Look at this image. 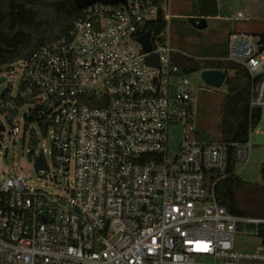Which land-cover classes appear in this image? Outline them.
<instances>
[{
	"label": "built area",
	"instance_id": "obj_1",
	"mask_svg": "<svg viewBox=\"0 0 264 264\" xmlns=\"http://www.w3.org/2000/svg\"><path fill=\"white\" fill-rule=\"evenodd\" d=\"M231 2L228 18L251 17ZM156 15L152 0L89 4L67 37L19 62L29 98L13 114L17 81L1 100L0 146L6 125L11 136L49 134L51 169L44 148L34 162L57 192L0 177V264H264V217L228 212L207 176H224L229 157L247 163L253 126L240 144L200 138L189 73L173 59L180 51L150 32L149 51L137 41ZM252 36L229 34L220 61L248 71L249 106L261 109L264 40ZM21 108L44 130L35 121L24 130ZM237 235L261 241L239 250Z\"/></svg>",
	"mask_w": 264,
	"mask_h": 264
},
{
	"label": "rangeland",
	"instance_id": "obj_2",
	"mask_svg": "<svg viewBox=\"0 0 264 264\" xmlns=\"http://www.w3.org/2000/svg\"><path fill=\"white\" fill-rule=\"evenodd\" d=\"M167 14L176 12L172 19L166 18V27L160 34L164 42L176 47L181 52L173 55V59L184 65H197L200 69L189 73L192 85V123L195 129L211 140H220L226 137L233 129L238 117V107L234 102L229 101L226 83L219 87H212L205 84L200 78V71L211 62L207 58L209 49L213 44H220L224 41L222 32H202L198 29H191L187 25L188 12L192 13V2L190 0H167L163 3ZM236 4V9H237ZM242 9V8H238ZM180 14V15H178ZM182 14V15H181ZM256 17V16H255ZM250 17L246 22L247 26L257 25L259 30L264 31V16ZM228 22V21H227ZM227 24L234 25L232 21ZM177 31H174L175 26ZM191 32H185V30ZM196 30V31H195ZM255 41L259 36H252ZM231 71H228L230 73ZM21 74V69L17 64L9 68H0V77H5L0 82V90L12 83L10 92L15 91V86ZM24 108H21L23 111ZM264 129V108L260 109V118L252 128H250V138L253 142L249 150L247 163L235 165L236 175L240 179L237 186V199L240 207L248 213L263 215L264 217V144L262 137L258 133ZM8 126H5L4 139L0 146V177L8 174H18L23 178L25 184L30 188L42 189L47 193L57 192L54 181L39 176L41 172L34 169L35 156L44 148V161L48 170L52 163L49 154L50 135L42 134L35 130L38 143L32 146L28 133L19 132L15 136L8 134ZM262 217V216H260ZM261 239L251 235H237L234 241L236 249L245 250L252 248Z\"/></svg>",
	"mask_w": 264,
	"mask_h": 264
},
{
	"label": "trees",
	"instance_id": "obj_3",
	"mask_svg": "<svg viewBox=\"0 0 264 264\" xmlns=\"http://www.w3.org/2000/svg\"><path fill=\"white\" fill-rule=\"evenodd\" d=\"M191 1V0H190ZM156 6V18L149 21L144 31L150 32L152 38L160 36L166 27L163 2L165 0H152ZM192 12H196L194 1H191ZM229 11L231 0H216ZM240 5L246 8L251 17L264 16V0H240ZM188 15V14H186ZM84 17V8H77L73 0H0V68H9L13 64L19 65V62L27 60L30 55L41 46L51 43L69 35L74 22ZM255 17V18H256ZM248 19H235V27L232 32H245L253 36L257 34L259 41L264 40V31L259 30L257 25L247 26ZM237 25L242 28H237ZM240 30V31H239ZM228 37V36H227ZM227 43V42H226ZM210 51L207 53L209 54ZM208 66L204 68H218L226 73L225 83L228 91V99L234 102L238 107V117L233 129L229 134L218 141H235L243 143L246 139L249 126H253L260 118V109L249 106L250 84L252 78L248 71L241 65L227 61L211 60ZM187 73L195 72L199 66L184 65ZM228 71H231L228 73ZM6 91L0 96V102L12 98L9 95L10 84ZM23 91V80L18 79L17 95L14 98L15 108L13 114L18 112V107L28 101L29 95L21 96ZM1 110V108H0ZM24 114V130L35 121L42 129L44 120L38 116L34 110L30 113L22 111ZM44 130V129H43ZM32 133V132H31ZM197 134L203 140H211L205 135ZM1 137V133H0ZM32 146L36 145L37 139L31 135L29 139ZM210 183L213 185L216 201L233 214L255 216L242 209L237 199V189L240 179L236 175L234 161L229 157L225 170V175L216 178L213 171L207 173ZM262 216L263 215H257ZM258 236L264 240V224L259 226Z\"/></svg>",
	"mask_w": 264,
	"mask_h": 264
},
{
	"label": "crops",
	"instance_id": "obj_4",
	"mask_svg": "<svg viewBox=\"0 0 264 264\" xmlns=\"http://www.w3.org/2000/svg\"><path fill=\"white\" fill-rule=\"evenodd\" d=\"M194 1V7L196 8V12L187 13L188 17H202L206 21V27L203 29H198L200 31H212V32H222L221 37L224 38V41H221L220 44H213L212 48L209 49L210 53L207 54V58L209 60H220L222 57H224L226 53V42H227V36L229 32H232L235 25L227 24L229 21H233L235 19L228 18V11L225 10L224 7H222L221 4L218 2V7H215V1L216 0H191ZM232 1V0H231ZM240 2V0H236V2ZM167 2V0H165ZM163 2V3H165ZM235 2V1H234ZM232 3V2H231ZM164 13H165V19L169 16L170 19L174 18L172 16L177 15L176 12H172L170 14L166 13V10L164 6L162 5ZM180 15V14H178ZM182 15V14H181ZM188 21V20H187ZM228 21V22H227ZM189 27H193L191 29H197L195 28L190 22H187ZM237 28H242V26L237 25ZM178 26L176 25L174 28V31H177ZM196 31V30H195ZM240 31V30H239ZM185 32H191V30H185ZM173 47V46H172ZM177 49L176 47H173ZM178 50V49H177ZM180 51V50H179ZM181 52V51H180Z\"/></svg>",
	"mask_w": 264,
	"mask_h": 264
},
{
	"label": "water",
	"instance_id": "obj_5",
	"mask_svg": "<svg viewBox=\"0 0 264 264\" xmlns=\"http://www.w3.org/2000/svg\"><path fill=\"white\" fill-rule=\"evenodd\" d=\"M74 4L77 8H84L85 6L92 3H102V4H126L127 0H73ZM188 22H190L195 28L203 29L206 27V21L202 17H188ZM137 41L140 43L141 47L145 51H149L151 49V44L149 41V32L145 31L143 34L137 37ZM147 61L152 64L158 66V59L156 55H150L147 57ZM201 80L212 87H219L225 82L226 73L222 69L218 68H204L199 73ZM5 77H0V82H3ZM6 87L0 90V96L6 91ZM42 168V164L40 161L34 162V169L36 172ZM41 177L43 175H40Z\"/></svg>",
	"mask_w": 264,
	"mask_h": 264
}]
</instances>
